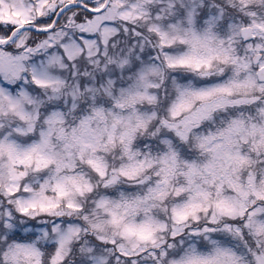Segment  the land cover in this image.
<instances>
[{"label": "snow or ice", "instance_id": "6c2138e0", "mask_svg": "<svg viewBox=\"0 0 264 264\" xmlns=\"http://www.w3.org/2000/svg\"><path fill=\"white\" fill-rule=\"evenodd\" d=\"M0 264H264V0H0Z\"/></svg>", "mask_w": 264, "mask_h": 264}]
</instances>
